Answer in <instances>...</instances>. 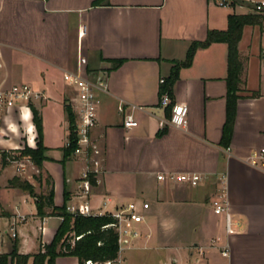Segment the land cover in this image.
<instances>
[{
    "label": "crops",
    "instance_id": "obj_1",
    "mask_svg": "<svg viewBox=\"0 0 264 264\" xmlns=\"http://www.w3.org/2000/svg\"><path fill=\"white\" fill-rule=\"evenodd\" d=\"M96 1L0 0V87L29 85L43 95L7 111L0 124V220L9 227L15 223L17 234L0 254L11 253L14 242L19 254H38L52 243L63 221L57 215L40 217L34 198L11 185L18 178L38 184L45 196L53 189L58 207L67 197L68 208L89 202L95 213L104 214L131 202L139 209L148 203L145 222L132 224L140 236L119 253L117 264L125 251H158L161 225L165 240L180 241L165 264H264V171L247 163L264 146V21L246 26L239 43L243 71L229 148L221 145L228 93L226 43L197 50L191 66L179 71L172 104L188 107L187 128L160 125L170 112L160 105L161 81L171 76L175 63L185 61L190 46L205 41L210 31H226L230 14L256 13L250 10L253 1L262 0H233L232 7L215 0ZM80 69L107 83V92L98 93L91 135L101 166L88 196L80 179L89 158L73 154L65 159L67 105L76 124L78 114L76 90L64 74ZM32 107L42 117L47 160L42 169L29 159L3 166L4 152L36 148ZM127 114L138 127H125ZM21 164L23 172L18 171ZM170 174H199L205 180L193 188L158 179ZM222 193L235 223L233 234H227L225 217L212 207ZM189 241L192 252L187 251ZM226 245L228 257L222 255ZM56 264L79 260L60 257Z\"/></svg>",
    "mask_w": 264,
    "mask_h": 264
},
{
    "label": "trees",
    "instance_id": "obj_2",
    "mask_svg": "<svg viewBox=\"0 0 264 264\" xmlns=\"http://www.w3.org/2000/svg\"><path fill=\"white\" fill-rule=\"evenodd\" d=\"M106 0H97L95 5H99ZM219 1V0H215ZM235 5L233 1L232 6ZM264 21L263 13L236 14L228 16V29L226 31L212 30L203 42H194L187 53L183 62L175 63L171 76L162 84L161 95L168 94L173 98V87L179 78L181 68L191 66L195 53L199 49L207 48L213 43H226L229 48L228 53V76H227V104H226V122L223 128L221 145L229 148L237 114V103L240 91L241 74L243 64L239 55V43L241 41L243 30L246 26H261ZM122 61H117L120 64ZM172 105L168 107L172 111ZM33 121L37 130L36 148L25 146L24 149L2 154V165L6 166L11 161L29 159L38 168L42 169L47 160L46 152L48 148L44 144L43 121L40 113L34 107ZM169 112V117L171 116ZM66 113L70 124V142L65 149V159L72 156L78 147V136L76 131V116L70 106L67 105ZM51 184V183H49ZM91 184H96V178L91 177ZM11 185L30 194L34 198L37 206L38 215L42 218L57 215L63 221L60 225L54 240L51 244L45 245L38 254L22 255L18 252V245L14 242L12 251L9 254H0V264H56L60 257H75L79 264H86L91 261L92 264H102L111 262L116 264L119 258V235L112 224L115 219L112 215L104 216H77L68 211L66 202L61 207L54 204V191L50 190L48 195H37L34 187L28 181L13 179ZM51 207L52 212L47 213L46 208ZM80 237V239H77Z\"/></svg>",
    "mask_w": 264,
    "mask_h": 264
},
{
    "label": "built area",
    "instance_id": "obj_3",
    "mask_svg": "<svg viewBox=\"0 0 264 264\" xmlns=\"http://www.w3.org/2000/svg\"><path fill=\"white\" fill-rule=\"evenodd\" d=\"M233 0H219L221 7H232ZM253 11L256 13L264 12V0L253 1ZM82 34V33H81ZM264 56V53H263ZM64 81L72 86L77 93V114L78 121L76 124V131L78 136V147L74 152V155H85L89 158V165L82 173L80 184L82 191L88 196L92 190L91 177L99 173L101 166V159L99 149L92 141V131L97 124L98 119V107H99V92H107V83L101 76H91L85 73L83 70L77 72H67L64 74ZM164 80L161 81L164 84ZM43 98V95L35 91L29 85H17L11 88L5 89L0 87V124L7 111L15 108L18 104L29 105L35 101H39ZM160 105L162 107H169L172 105V99L168 94H164L161 97ZM133 109L144 110V107H133ZM121 112H124V108H120ZM188 114L189 109L186 105L174 104L172 106L171 116L161 122V127L171 126L177 129H186L188 126ZM124 125L126 128H136L139 126L138 121L132 114L125 116ZM247 163L252 167L264 171V146L259 150L253 152V154L247 159ZM25 164H21L18 171H25ZM158 179L161 181H168L171 183L186 184L190 187H198L201 182L205 180L202 175L199 174H170L160 175ZM214 213L216 215H223L225 217V229L227 234H233L235 232V223L229 208V203L226 199V195L222 193L218 198L213 201L212 204ZM141 209V210H140ZM136 202L127 204L123 209L110 214L115 219V223L111 226L116 229L119 235V248L120 252L129 248L131 242L140 236L138 231L133 230L130 226L132 224H142L145 222L144 212L150 209L148 203H142L141 208ZM68 211L77 216H104L109 213H95L90 207L89 202H86L80 206H72L68 208ZM24 217L20 216L19 220H23ZM16 224L11 227L12 237L16 238ZM77 239H80L78 237ZM216 243V241H214ZM222 255L224 257L229 256L228 245L222 247ZM86 264H92L88 261ZM102 264H112L111 262Z\"/></svg>",
    "mask_w": 264,
    "mask_h": 264
},
{
    "label": "rangeland",
    "instance_id": "obj_4",
    "mask_svg": "<svg viewBox=\"0 0 264 264\" xmlns=\"http://www.w3.org/2000/svg\"><path fill=\"white\" fill-rule=\"evenodd\" d=\"M231 8H226L224 9L226 12L230 11ZM252 12L253 9H250ZM256 43H258L257 45L260 46V43L258 41H256ZM260 58H258L259 60ZM261 61V67L264 71V60L260 59ZM35 192L37 193V195H42V190H40V187L38 184H34L33 185ZM199 190V189H198ZM201 191H203V189L200 188ZM20 216H17L16 220H19ZM15 224V223H14ZM162 229H161V234H158V239L155 242L156 247L159 248L158 251L154 250V251H147V252H129V251H125L122 256H121V264H165V260H167L169 257H173L174 255L172 254V247L177 246L179 244L180 241H178L177 239L174 240H170V239H166L165 240V225H161ZM187 226H192L190 224L187 223ZM12 227V226H10ZM7 224V220H0V251L1 249H3L4 246L6 245H10L11 243V237H12V232L11 229ZM132 228V225L130 226ZM19 230V229H18ZM7 232V233H6ZM14 239V237H12ZM191 241L188 242V252H192L193 251V246L191 245ZM166 254V256H165ZM117 264V263H116ZM170 264H173L172 262H170Z\"/></svg>",
    "mask_w": 264,
    "mask_h": 264
}]
</instances>
